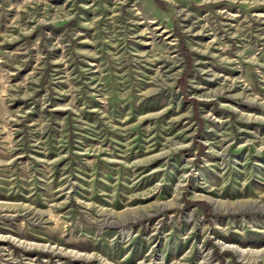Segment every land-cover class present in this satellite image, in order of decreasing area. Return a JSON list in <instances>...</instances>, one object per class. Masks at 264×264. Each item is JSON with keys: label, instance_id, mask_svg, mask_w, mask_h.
Wrapping results in <instances>:
<instances>
[{"label": "rangeland", "instance_id": "rangeland-1", "mask_svg": "<svg viewBox=\"0 0 264 264\" xmlns=\"http://www.w3.org/2000/svg\"><path fill=\"white\" fill-rule=\"evenodd\" d=\"M0 264H264V0H0Z\"/></svg>", "mask_w": 264, "mask_h": 264}]
</instances>
